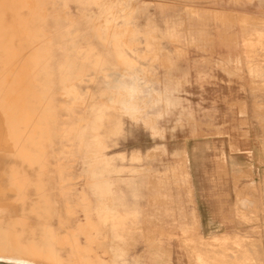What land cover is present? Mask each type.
Segmentation results:
<instances>
[{
	"label": "bare ground",
	"instance_id": "bare-ground-1",
	"mask_svg": "<svg viewBox=\"0 0 264 264\" xmlns=\"http://www.w3.org/2000/svg\"><path fill=\"white\" fill-rule=\"evenodd\" d=\"M113 2L121 6L117 0H6L0 6L6 66L0 103V260L105 264L97 249L103 244L95 240L105 236L95 237L88 227L111 225L113 237L122 242L132 237L136 206L126 201L122 182L108 179L124 170L112 164L106 149L123 131L125 117L139 118L145 97L125 52L137 44L127 38L138 32L129 26L133 13L126 11L119 24ZM92 7L98 13L90 12ZM173 92L151 99L169 102ZM65 139L72 144L64 147ZM65 150L68 162L61 159ZM3 157L10 159L4 171ZM79 177L82 183L75 180ZM125 184L136 192V183ZM120 247L114 264L124 263V242Z\"/></svg>",
	"mask_w": 264,
	"mask_h": 264
},
{
	"label": "rangeland",
	"instance_id": "rangeland-1",
	"mask_svg": "<svg viewBox=\"0 0 264 264\" xmlns=\"http://www.w3.org/2000/svg\"><path fill=\"white\" fill-rule=\"evenodd\" d=\"M117 2L121 6L113 2L112 7L119 11L118 23H123L126 11H132L130 29L138 28L134 36L133 33L127 36L128 40H136V46L126 48L125 52L130 60L132 58L129 69L137 79L140 78L138 83L145 97L139 118L125 117L122 134L109 139L112 141L108 140L110 143L106 149L112 164L124 170L113 172L108 179L122 182L127 191L126 201L136 206L131 214L133 216H130L137 220L134 218V222L129 223L132 225V237L123 241L127 254L124 263L120 261V264H251L248 260L242 263L234 260L232 263L231 255L237 254L242 248L238 243H235V247L231 243H228L229 247H222L215 246L214 242H195L197 239L203 241L204 237L197 213L193 161L201 160L197 162L208 178L213 198L216 197V176L220 177V182L224 180L226 183L232 175L227 166L225 142L220 141L217 146L216 138L221 139V136L217 135L215 110L208 98V95L214 94V90L209 93L207 89L188 85L194 83L192 79L200 83L210 74L209 71L219 70L229 78L235 77L243 83L252 82V87L241 89L245 93H264V88L254 87L253 83L260 76L256 72L257 67L264 66V0ZM1 5H6V0H0ZM91 9L90 12L98 13L96 7ZM139 29L142 33H139ZM137 33L140 35L136 37ZM1 47L0 37V103L6 92L5 80H2L6 75V66ZM192 69H202L204 72L199 70L197 77L193 78ZM201 74L204 77H200ZM167 90L174 91L172 99L169 102L158 99L155 104L151 99L153 95H163ZM82 111L80 109L73 115L79 116ZM61 143L64 147L72 144L66 139ZM236 149L230 145V150ZM50 156L56 158L57 154L52 151ZM61 159L69 161L66 150L61 153ZM9 162L8 157L2 158L3 171ZM80 168L77 165L76 171ZM233 178L237 186L242 180H253L254 174H236ZM75 180L82 183L84 179L79 177ZM129 181L136 183L134 194L126 187L125 183ZM251 183L243 184L240 192L236 189L237 194L241 193V199L235 205L230 200L220 201L221 222L218 226L233 222H264V216L261 215L264 212V200L255 198L259 188ZM5 195L11 202L13 191ZM17 207L15 205V213ZM223 208L226 209L224 215ZM80 216L83 218L82 214ZM138 220H144L141 226ZM88 228L95 237L105 236L102 240L95 239L103 244L97 249L104 255L105 264H114V254L119 252L123 242L113 237V226L94 223ZM0 264L13 263L0 260Z\"/></svg>",
	"mask_w": 264,
	"mask_h": 264
},
{
	"label": "crops",
	"instance_id": "crops-1",
	"mask_svg": "<svg viewBox=\"0 0 264 264\" xmlns=\"http://www.w3.org/2000/svg\"><path fill=\"white\" fill-rule=\"evenodd\" d=\"M199 70H191L193 78L197 77ZM209 72L210 74L201 79L200 83L192 79L194 83L188 86L207 89L209 93L214 90V94L208 95V98L215 110L217 135L221 136V139L216 138L217 146L220 145V141L225 142L227 166L232 178L225 183L224 180L220 182V177L216 176L215 199L209 191L208 178L205 177L204 171L200 169L201 166L197 162L200 163L201 160L193 161L192 173L196 189L197 213L201 223V235L204 237L203 241L197 239L195 242L200 244L214 242L215 246L222 247H229L228 243L235 247V243H238L242 248L237 254L231 255L232 263L234 260L238 263L248 260L251 264H264V222L254 224L233 222L218 226L221 222L219 220L220 201L230 200L235 205L236 201L241 199V193L237 194V192H240L243 184L251 185L253 182L259 188L255 198L264 200V93L252 94L250 91L245 93L241 89L252 87V82L243 83L235 77L229 78L219 70ZM256 72L260 76L253 82L254 87L264 88V66L257 67ZM200 77H204V74ZM230 145L237 149L230 150ZM244 172L253 173L254 179L246 180V182L242 180L236 186L233 176ZM226 209L223 208L222 215L225 214ZM232 210L235 211V209ZM261 215L264 216V212Z\"/></svg>",
	"mask_w": 264,
	"mask_h": 264
}]
</instances>
